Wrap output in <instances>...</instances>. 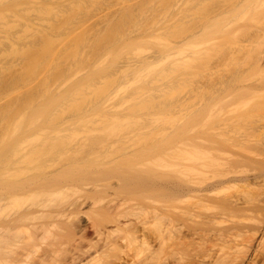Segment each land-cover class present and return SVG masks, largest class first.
<instances>
[{
    "label": "bare ground",
    "instance_id": "6f19581e",
    "mask_svg": "<svg viewBox=\"0 0 264 264\" xmlns=\"http://www.w3.org/2000/svg\"><path fill=\"white\" fill-rule=\"evenodd\" d=\"M19 1L20 4L21 1L25 3L24 0ZM4 3L6 6L9 2ZM10 3L18 9L19 2L16 5V0H11ZM22 4L21 7L24 6ZM3 5H0L1 8ZM49 5L47 7L50 8ZM1 8L5 9L4 6ZM51 9L50 12H53ZM10 11L15 10L11 8ZM31 11H28L29 14ZM47 11L43 16L49 18L52 13ZM15 12L12 15L17 14ZM21 12L28 13L26 10ZM18 16L13 17L14 21ZM231 17L235 25L234 39H216L215 45L211 43L215 51L213 55L204 57L201 74L203 101L188 113L183 138H179L184 139L183 153L181 151L174 159V155L170 156V161L163 159L162 148L148 142L141 144L137 136L135 141L133 135L106 136L105 133L98 136V133L91 132L96 130L93 125H88L89 129L84 127L86 130L81 127L82 133L89 130L83 136L79 133H76L79 136L50 135L48 132L52 127L47 130L45 123L42 126L47 129L44 132L39 130L43 134H38L39 128L36 129L37 135L27 132L37 125L35 123H40H33L37 117L44 120L41 122L54 119L51 117L55 115L51 116L50 111L57 98L56 102L52 99L34 104L32 100H35L29 97L31 94L28 98L32 99V106L29 102L24 103L29 105L26 112L20 111V103L18 106L13 100H10L13 107L6 109L3 106L0 109L1 122L6 123L15 116L16 122L23 121L21 125L16 123L18 127L14 125V120V124L10 121L15 130L18 129L14 130L16 133L7 132L10 127L13 130L10 125L5 130L7 133L0 134V264H258L255 262L259 260L257 253L264 252V224L261 222L264 220V0H235ZM39 18L42 24L44 17ZM4 19H0L1 29L11 26L6 25L7 20ZM2 21L5 24H1ZM37 21L40 22L32 20ZM58 23L53 26L54 29L60 27ZM30 25L33 27L34 24ZM37 25L34 26L38 28ZM30 27L27 29L31 30ZM27 29L25 31L29 32ZM41 30V42L45 39L43 44L31 42L20 50L14 48L16 43L8 42L9 37L7 42L13 46L9 55L24 56L26 60L20 57L23 61L32 59L30 65H35L34 69L44 64L41 68L45 70L49 54L47 49H54L50 45L56 43L54 38L57 36L54 33L53 38L50 33L47 35ZM20 35L23 38L29 36L28 33ZM66 37L68 39L69 36ZM0 50L2 53L3 49ZM53 54L50 53L51 57ZM159 56L163 57V54ZM53 57V61L58 59ZM155 59L151 58L154 62L150 63L147 60L146 64H154ZM29 70H22L26 74H21L23 78L33 76ZM3 83L0 81L1 91L6 89ZM8 89L11 90L10 87ZM68 95L69 98L71 94ZM8 97L4 100L8 101ZM64 100L62 104L65 106ZM71 102L69 104L73 109L76 106L77 110H81L80 101ZM96 105L92 103L86 108L96 110ZM20 112H24L23 115L17 116ZM19 129L22 131L19 132ZM90 132L93 135H89ZM136 140L141 145H136ZM250 248L252 252L255 250L256 256H253L256 260L249 258Z\"/></svg>",
    "mask_w": 264,
    "mask_h": 264
},
{
    "label": "rangeland",
    "instance_id": "374dc122",
    "mask_svg": "<svg viewBox=\"0 0 264 264\" xmlns=\"http://www.w3.org/2000/svg\"><path fill=\"white\" fill-rule=\"evenodd\" d=\"M1 1L3 2L0 3V5L4 4L3 6L5 9H2L3 6L2 8L0 6V8L2 9L0 10V15H2V18L0 19L2 20L4 19V17H6V15L8 16L11 14L7 17V19L5 18L7 21H5L4 19L6 25L11 26H8V28L6 27V29H1L2 27L0 26V35L2 33V35L0 36V48L4 51L8 49L6 53L3 52V50L1 53L0 50V65L9 63L8 65L5 64L4 66H0V68L5 67L3 68V70L5 69V72H3L2 69L0 70V77H2L0 81L2 83L5 82L3 84L5 85L4 88H6L2 91L0 90V94L1 96H3H0V103L2 102L0 105V109H2L3 106H5L6 109H9V106L13 107L12 104L16 103V105L18 106L21 105V107L16 106L20 108V111H25L30 105V101L32 99L35 100H32V103L34 102V104H38L39 102L43 104L45 101L52 99H54L52 101H55L56 98L58 100H56L57 102L55 101L56 104L53 105L54 108L51 107V111H53H50L51 116L55 115L54 117H51L54 119H51V121L49 120L50 122L48 120H46L47 122H41L44 120H38L40 118L37 117L36 120H33V123L37 121L43 124L35 123V125L37 124L38 126L36 125L34 127L33 124V128L31 126L32 129H28L29 131L27 132H30V134L34 132L36 134L37 128H39L37 131L42 130L44 132L47 128H43L42 125H44L45 123L46 125H48L47 130L52 127V129H50V131L48 132V134L50 133V135L51 133L53 135L54 133H56V135L58 133L60 136L63 135L62 137H64V135L70 136L71 134V136H73L74 134L79 133L80 136H83L85 135V132L86 134H88L87 132H89V130L85 131L86 128L89 129V126L93 125L96 130H94L92 127L94 131L91 132L96 134L98 133V136H104L105 133L106 136H109V134H114L115 136L127 135L128 137L129 135H133V141H135L137 136V138L139 137L141 144H147L148 142L150 143V145L153 144L158 148H162L163 150H161V153L163 154L161 155L164 158L162 156H160V158L162 157L167 161H170L172 159V157L170 156L174 155V159L177 154H181V151L183 153V148L185 147L183 143L184 139L179 140V138L184 135L183 130L185 128V122L188 119L187 117L189 116L188 113H190L193 107L197 108L196 106L200 105L203 101L201 74L204 63L203 60L205 59L204 57L211 55L212 52L215 51H213V49H215L214 45L217 42L216 39H234L233 28L235 27V25L232 21L234 19L231 16L235 0H35L36 2L31 0V3L28 2L29 0H24L25 3L28 4V6H25V3L21 1V4H24L23 7L20 6V1L16 0V5L19 2V6L17 5L18 9L15 8L16 6L14 3H10L11 0H0V2ZM4 1L9 3H7V5L5 6ZM14 1L12 0V2ZM69 2H71L70 4H72L73 8L69 4ZM42 3H44L46 7H44ZM29 4H34L35 6L32 7V5ZM48 4L57 7L52 8L49 5V8L47 7ZM10 5H12L13 7H10ZM7 6L8 8H6ZM31 7L34 8L36 13H33L35 11ZM11 8H13V11H17V14H15L17 16L22 10H26V12H28L31 9L32 11L30 14L29 12L26 14L25 12H21V16H18L20 19L17 17L14 21L13 17H15V15L12 14L16 12H11ZM21 8L23 9L21 10ZM27 8H29V10H27ZM37 8L41 15L37 12ZM51 8L53 9V12H50ZM45 9H49V14L52 13V15H49L51 17L47 18L48 16H43L45 14L44 11H47ZM3 10H5L4 12L6 13H4ZM60 12H63L61 13V16ZM65 14H67L68 16ZM38 15L39 17H44L42 19V24L41 18L37 17ZM55 15H57L58 17ZM22 17L23 19L25 18L24 21H21ZM51 18L52 20L50 21ZM66 18L68 23H66L67 21L65 22ZM9 20H11L10 22L12 24H10ZM32 20H40V22H32ZM43 20H45L44 25ZM4 21H2L1 24H3ZM18 21H21L19 25ZM52 21H54V24H52ZM69 21H71L72 23H70ZM15 22L17 23V26L15 25ZM23 22L25 24H22ZM55 22H57L60 27L62 26L61 28L59 27L60 29H62V31L57 27H55L54 29L53 26L57 24ZM27 24L29 27L31 26L30 24H38L39 26H37L38 28H40L38 29L33 25V27L31 26L32 28L30 27L31 30H29L27 29L29 28ZM21 26H25V29L22 27L24 30H21ZM47 27H50V30H48ZM10 28H12V31ZM26 29L29 30V32H26ZM40 29H43V32L45 31L44 34L48 35L50 33L53 38L57 36V38L59 37V39L54 38V42L56 41V43H51L50 46H52L54 49L49 50L46 48L47 53L49 54H47L48 59L46 58L47 63L45 65V70L43 68V71L41 68V66L43 67L44 64L36 66V68L38 69L35 68L37 72L35 75V65L33 67L32 63L30 65V61H33L32 59H27L29 61L28 63V61H23L22 58L20 59V57L24 56L19 57L16 54H9L13 52V50L11 49L13 47L11 45L12 43H16L15 45H17V47L15 46L14 48H17L19 50L21 48H24L26 45L31 44V42H38V44L40 45V35H42V30L40 31ZM51 29L54 32H52ZM4 30L9 31L5 32ZM35 30H37L38 32ZM32 31L34 32V34ZM59 31L61 32L59 33ZM67 31L71 34H68ZM7 32L11 33L8 34ZM20 32L25 34L28 33L30 37L27 35L28 37L23 38L22 35H20ZM39 32L40 34H38ZM18 33H20L19 36H21L23 39H21L20 37L18 40ZM13 34L17 35L14 36ZM64 34L66 36L68 35L69 37H72H70V39L69 37L68 39H66L67 37ZM51 35L50 38H52ZM11 36L14 37V39L16 38V41L12 40L13 38ZM2 38L4 39L3 41ZM7 40L8 42L11 40L12 43L9 42L11 43L9 44ZM44 40L45 39H43V41ZM51 40L53 41V39H50V41ZM43 41L41 42L42 44ZM211 43L214 45H212ZM5 44L6 46H8L6 47ZM57 46L58 49H55L57 48ZM45 47L48 46H44V48ZM211 47H213V49ZM71 52L73 54H71ZM50 53L55 57L54 58L52 56L54 60L56 58L58 59H56V61H53L51 59L52 57ZM3 54H5V57L3 56L1 58ZM6 54L10 56V59L9 57L7 58ZM160 54H163V57L159 56ZM166 54L169 55L164 56ZM12 57H15L16 59H13ZM151 58L157 59H155L156 62L154 64V60H150ZM1 60L3 61V63L1 62ZM24 60H26V58ZM146 61L153 62L148 66V64H146ZM21 62H23V64ZM51 62H53V64H49ZM57 62L58 64H55ZM143 62L145 64H143ZM27 63L31 67L26 65ZM21 64L23 66H21ZM26 66H28V70L30 69L34 73L30 70V72L27 71L29 73H32L33 76H30V74L29 76L31 78L25 76V79L23 77L26 74L25 71L22 70H26ZM54 67L57 68V70L59 69V71H57ZM10 68H12L13 70ZM18 70H21L22 73ZM47 70L49 71V73ZM15 73L17 75H15ZM51 74L54 76H52ZM49 75L52 76V78ZM7 76L8 78H6ZM19 76L21 79L18 78ZM57 76H59V79L57 78L56 80L55 78ZM15 77L17 78L15 79ZM24 79L26 80L25 82L29 83H25ZM7 80H9V82L11 80V82H8L6 84ZM45 80L46 82H44ZM90 81H92L93 83ZM89 84L93 85L90 86ZM19 85H21L20 87L22 89L19 87ZM12 86L14 87V89ZM15 86H17L18 88H15ZM9 87L11 88V90L8 89ZM7 89L10 90V92ZM67 93L71 95L73 94V96L70 95L69 99V95ZM3 94L7 95L6 97H8L9 95L12 96L8 97L9 100L7 101L4 100L6 99V97H4ZM28 96L30 98L32 97V99L28 98ZM60 97H62L63 100L65 98L68 100L66 102L64 100L65 106L64 103L62 104L63 100ZM71 97H73V99H71ZM10 100H13V103H11L12 101ZM17 100H19L18 103ZM59 100H61V104ZM71 100L73 102H76V100L78 102L80 101L79 103H81L82 105H78L81 107V110H79V108L78 111L76 109V106L73 109V107H71V105L69 104ZM36 101L38 103H36ZM26 102H29L28 106L24 104ZM92 103H94V105H98V107L97 105L95 106L96 110L86 108V106L90 107ZM66 104L68 106H66ZM56 105L59 107H57ZM31 106L32 105H30V107ZM66 107H69V109H67ZM86 109L88 110V112ZM17 111L19 112V110ZM22 113H18L17 116L21 115ZM57 113L63 115H59ZM82 113L84 115H82ZM56 114L59 116H57ZM56 116L57 120H55ZM61 116H63L62 119ZM58 117L60 118L58 119ZM15 118L16 116L11 117L8 120H14L15 124L13 121L12 122L15 126H17L18 124L16 123H19L20 121L16 122ZM17 119H20V117H18ZM10 121H6V123L3 121L2 123L0 121L3 128H1L2 130L0 129V132L3 131L0 134L9 129L7 126L10 127V125L13 126V130H11L12 127H10V131L7 130V132L16 133L15 131H17L18 129L16 128L17 130H15V126L12 125ZM22 123L19 124L21 125ZM103 126H105V128ZM81 127H86L84 128L85 130L83 133L81 132L83 131ZM102 128H104L103 132L101 131ZM20 131L22 130L19 129V132ZM42 131H39L38 134H43ZM91 132L89 135H93L91 134ZM179 133L181 135H179ZM76 135L79 136L78 134ZM176 135L178 138H176ZM170 136H174L175 138L172 137V139ZM170 138L171 141L169 142L168 140H170ZM139 140H136V142L134 143L136 145H141ZM179 151L180 153H178ZM261 222L264 224V220ZM261 222L257 221V223L259 224ZM262 243L264 245V237ZM250 250L252 252L251 248ZM251 252L248 253L249 258L256 256L255 250L252 252V254ZM257 252L261 251L257 250ZM262 253H257L258 255L256 256V258L259 256V258L257 259H259L260 261L258 260L255 262H257L258 264L261 261H263V263L261 262L260 264H264V252ZM260 255H262L263 257ZM256 258L254 257L255 260Z\"/></svg>",
    "mask_w": 264,
    "mask_h": 264
}]
</instances>
